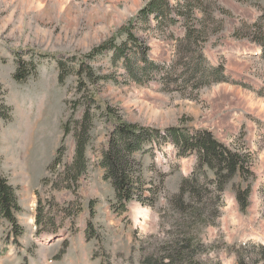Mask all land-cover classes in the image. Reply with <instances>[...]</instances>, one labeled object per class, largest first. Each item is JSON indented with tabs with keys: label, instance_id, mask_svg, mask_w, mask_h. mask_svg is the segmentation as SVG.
<instances>
[{
	"label": "rangeland",
	"instance_id": "374dc122",
	"mask_svg": "<svg viewBox=\"0 0 264 264\" xmlns=\"http://www.w3.org/2000/svg\"><path fill=\"white\" fill-rule=\"evenodd\" d=\"M200 1L203 9L189 15L190 24L206 29L208 38L189 46L181 42L187 17L162 30L153 18L145 23L140 12L150 0H0V171L16 189L24 229L16 238L9 223L0 222V264H142L181 233L180 216L169 201L193 172L196 158H179L172 145L136 154L145 188L157 187L159 200L155 207L132 202L127 213L117 214L113 187L101 167L118 124L108 108L137 126L209 131L250 156L254 176L229 184L220 218L192 233L205 246L200 254L205 264H237V250L264 245V58L253 41L255 27L264 28V0ZM124 27H132L150 59L165 68L147 85L133 82L122 63L114 65L112 53L88 57L115 36L117 44L124 42L127 37L119 34ZM201 54L207 64L225 67L227 81L209 85L211 79L196 74ZM22 64L27 79L18 82ZM199 79L203 86L196 89ZM87 108L92 114L88 170L69 189L63 174L73 161L76 124ZM61 149L63 162L50 168ZM248 184L250 207L243 213L235 186ZM38 201L48 213L42 235L36 226Z\"/></svg>",
	"mask_w": 264,
	"mask_h": 264
},
{
	"label": "trees",
	"instance_id": "16d2710c",
	"mask_svg": "<svg viewBox=\"0 0 264 264\" xmlns=\"http://www.w3.org/2000/svg\"><path fill=\"white\" fill-rule=\"evenodd\" d=\"M177 1L178 5L174 7L169 0H150L140 12L142 19L149 24L153 18L157 22L158 28L162 30L180 23L179 19L182 16L187 17L189 20L186 22V36L181 41L182 44L198 46V43H205L208 38L206 29L190 24L191 17L189 16L193 15L196 10L203 9L201 1ZM185 10H189L188 15L185 14ZM209 20L216 22V19L211 16ZM221 30L222 25L217 26L213 33H219ZM239 33L238 30L234 35L239 37ZM119 34L125 35L127 39L117 44L115 36L94 48L88 57L94 60L106 53H112L113 64L122 63L132 81L139 85L149 84L152 81L153 73L161 74L165 70L163 65L156 64L150 59L149 49L142 45L132 27H124ZM255 35L253 41L262 48L264 58V28L256 26ZM199 60L196 74H200L202 79H211L209 85L227 81L223 65L211 66L207 64L203 54L199 55ZM60 67L65 70L66 66L60 62ZM24 68V64L20 65V70L15 75V80L18 82L27 79L28 73L23 72ZM92 73V70L89 69V76L94 84L96 80ZM79 74L82 78L84 72L81 71ZM63 79L64 75L61 74L60 80L63 81ZM200 79L196 89L203 86ZM107 114L109 117L118 118V124L110 134L107 148L102 152L101 167L105 170L104 180L112 185L115 193L112 209L119 215L127 213L132 202L155 207L159 200L157 187L145 188L142 164L135 159L136 154L172 145L179 158L190 156L196 158L193 172L183 179L179 193L169 201V208L180 216L176 224L180 227L181 233L171 240L163 242L162 248H159L157 252L158 255L145 258L142 264H205L200 259V254L205 246L192 231L212 225L220 218L224 193L229 184L233 183L237 177L242 178V181H247L254 176L250 168L251 157L224 145L206 130H191L187 126L171 127L164 130L146 128L123 122L110 108H108ZM76 125L74 158L71 164L65 166L63 174V176H67L69 189L73 188L72 185L78 186L80 179L86 175L88 170L89 161L86 150L90 142L92 128V114L89 108H87L82 121ZM70 132L71 130L66 128L65 136ZM63 151V149L60 150L50 168L61 165ZM161 184H164L163 180ZM59 187L58 185L55 189H59ZM235 187L236 201L240 210L246 213L250 207L252 185ZM38 204L37 234L42 235L45 231L42 229V225L45 223L48 213L45 212V208L41 207L40 201ZM21 212L22 208L16 189L0 171V222L2 220L8 222L11 233L16 238L21 237L24 233L17 218V214ZM91 214L93 216V212ZM50 221L49 223L54 225L52 220ZM89 228L92 230V224H89ZM53 233L56 234L57 231L54 230ZM247 247L250 248L249 251L246 250ZM236 254L237 264H248V260H252L253 264L264 263V245L250 243L244 249L237 250ZM253 257H257V259H253Z\"/></svg>",
	"mask_w": 264,
	"mask_h": 264
}]
</instances>
